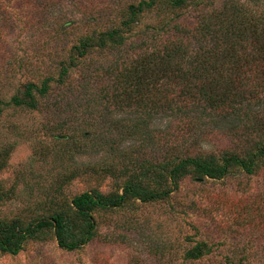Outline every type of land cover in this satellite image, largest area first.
Masks as SVG:
<instances>
[{
	"label": "rangeland",
	"instance_id": "obj_1",
	"mask_svg": "<svg viewBox=\"0 0 264 264\" xmlns=\"http://www.w3.org/2000/svg\"><path fill=\"white\" fill-rule=\"evenodd\" d=\"M13 1L16 11L0 8V97L5 99L28 81L41 84L47 76L57 79V63L89 29L92 19L91 28H107L127 3L140 0ZM222 3L225 0L217 4ZM203 4L173 11L158 8L143 16L140 29L177 13L181 20L191 21L200 11H210ZM60 21L66 23L65 30L59 29ZM138 42L115 54L94 51L83 58L67 84L52 82L40 109L4 108L0 220L31 221L44 213L49 198L71 201L86 191L122 190L124 179L83 170L100 169L105 163L119 166L126 160L123 151L142 143L139 135L115 129L118 120L128 125L139 111L117 103L112 69L115 57L135 53ZM170 124L167 116H157L149 127L165 129ZM196 134L199 138L200 130ZM112 141L117 143L114 148ZM202 141L185 149L197 153L220 148L214 140ZM216 141L228 144V140ZM74 169L82 174L62 180ZM95 217L99 234L79 250L62 249L50 238L27 244L17 255L0 251V264H264V167L253 175L236 172L202 182L187 178L167 200H137ZM198 242H206L211 251L188 260L186 253Z\"/></svg>",
	"mask_w": 264,
	"mask_h": 264
},
{
	"label": "trees",
	"instance_id": "obj_2",
	"mask_svg": "<svg viewBox=\"0 0 264 264\" xmlns=\"http://www.w3.org/2000/svg\"><path fill=\"white\" fill-rule=\"evenodd\" d=\"M261 2L264 0H225L221 5L218 0L127 3L117 21L107 28H91L94 19L91 20L89 29L57 63V79L47 76L41 84L28 81L20 90L17 87L9 99L0 97V115L6 107L40 109L41 99L51 92L52 82L67 84L71 71L83 58L94 51L115 54L139 41L140 48L135 53L115 57L112 69L117 103L139 111L128 125H121L122 120H118L115 129L132 137L139 135L142 143L123 151L126 160L119 166L105 163L100 169L83 170L124 179L122 190L108 194L86 191L71 201L49 198L51 202L44 213L31 221L0 220V251L17 255L27 244L50 238H55L62 249L76 251L97 238L98 212L126 207L137 200H167L187 178L202 182L236 172L253 175L261 170L264 167ZM14 3L0 0V8L16 11ZM202 3L210 11H200L201 15L191 21L181 20L177 13L157 25L140 29L146 13ZM65 24L60 21L57 25L65 30ZM157 116H167L172 124L165 129H150L149 124ZM199 130V138H195ZM216 139L228 140V144ZM209 140L220 146L218 151L192 153L185 149ZM116 144L112 141L110 147ZM81 174V170L74 169L62 180L67 182ZM60 186L61 183L55 189ZM210 249L206 242H198L186 253L187 259L198 260Z\"/></svg>",
	"mask_w": 264,
	"mask_h": 264
}]
</instances>
